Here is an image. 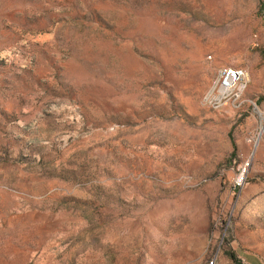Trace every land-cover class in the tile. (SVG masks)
<instances>
[{"label": "rangeland", "instance_id": "obj_1", "mask_svg": "<svg viewBox=\"0 0 264 264\" xmlns=\"http://www.w3.org/2000/svg\"><path fill=\"white\" fill-rule=\"evenodd\" d=\"M210 262L264 264V0H0V264Z\"/></svg>", "mask_w": 264, "mask_h": 264}, {"label": "built area", "instance_id": "obj_2", "mask_svg": "<svg viewBox=\"0 0 264 264\" xmlns=\"http://www.w3.org/2000/svg\"><path fill=\"white\" fill-rule=\"evenodd\" d=\"M247 83V74L241 68L235 71H228L227 68L219 70L215 78L208 99L205 102L213 108H219L224 105L238 106V99L242 97ZM241 180L236 182L239 186ZM209 264H212L210 262Z\"/></svg>", "mask_w": 264, "mask_h": 264}, {"label": "bare ground", "instance_id": "obj_3", "mask_svg": "<svg viewBox=\"0 0 264 264\" xmlns=\"http://www.w3.org/2000/svg\"><path fill=\"white\" fill-rule=\"evenodd\" d=\"M227 70H228V71H235L236 68H234V67H227Z\"/></svg>", "mask_w": 264, "mask_h": 264}]
</instances>
